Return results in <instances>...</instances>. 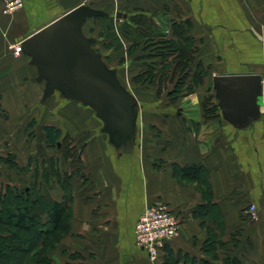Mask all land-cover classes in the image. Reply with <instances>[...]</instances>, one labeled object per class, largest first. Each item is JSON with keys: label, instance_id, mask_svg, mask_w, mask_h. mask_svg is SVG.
I'll return each instance as SVG.
<instances>
[{"label": "crops", "instance_id": "0c3cea01", "mask_svg": "<svg viewBox=\"0 0 264 264\" xmlns=\"http://www.w3.org/2000/svg\"><path fill=\"white\" fill-rule=\"evenodd\" d=\"M52 1L57 18L41 23L37 12L44 0H24L12 15L5 12L6 0H0V154L10 146L18 165L25 145L26 105H38L46 113L52 97L41 102L44 84L36 81L37 69L23 53L16 55L13 46L64 10L85 3L105 12L120 10L128 18L124 10L143 9L156 24L167 25L170 36L176 26H188L184 34L196 49L193 68L198 63L209 67L204 86L191 97L198 117H139L137 144L127 152L109 145L96 116L92 118L100 125L87 130H82L84 117L68 118L81 126L73 136L87 134L82 137L87 139L80 174L72 173L76 162L64 170L66 159L57 149L60 162L55 167L73 177L70 232L50 252L53 264H264V82L260 114L242 127L221 114L207 117L202 108L205 89L216 97L215 76L264 77V0ZM190 166L198 172L185 176L183 168ZM21 168L13 170L20 174ZM8 184L30 188L5 175L0 192ZM56 191L51 197L63 202L65 190ZM157 204L177 215L181 228L152 261L136 246L135 227L144 210ZM251 205L257 208L255 221L248 216Z\"/></svg>", "mask_w": 264, "mask_h": 264}, {"label": "rangeland", "instance_id": "374dc122", "mask_svg": "<svg viewBox=\"0 0 264 264\" xmlns=\"http://www.w3.org/2000/svg\"><path fill=\"white\" fill-rule=\"evenodd\" d=\"M52 2V0H44L40 11L37 12L38 15L41 14V18H39L41 23L52 17L57 18L55 10L52 8ZM24 3L23 0V6ZM23 6L9 14H14ZM105 10L113 17L89 19L84 27V33L87 37L96 40L94 49L103 54L108 67L118 69V77L122 85L135 94L140 106L139 117L142 119L145 117H198L199 107L191 99L195 91L189 93L187 85L180 95L170 96L169 92L174 89L176 82L170 80L162 82L161 80V73H168L169 69L167 68L170 66L163 55L170 52L171 49L188 46L192 49L191 42L184 41L182 37H176V34L178 36L183 34V29L178 30L175 27L174 34L170 36L167 32L168 26L156 24L143 9L124 10L128 18L120 21L114 17L120 10L113 8H105ZM65 12L67 11L64 10L61 16ZM171 45L174 47H169ZM205 67L207 70L209 69L207 65ZM151 70H153V75L149 76ZM143 72H146L144 74L146 76L137 78ZM187 82L191 84L192 78L186 80ZM42 87L44 86L42 85ZM204 92L203 104L211 96L213 97L212 101L218 103L215 94L210 93L211 90L205 89ZM46 106L47 110L44 113L39 110L38 105H26L25 145L19 154V159L22 162L19 163V166L24 168H21V173L18 174L16 170H13L15 168L12 167L13 163H8L7 166L2 165V162H10L13 159L18 161L17 156L11 153L10 146H8L5 148L8 153H1L3 156H0V178L6 175L10 182L24 183V186H30L33 190L38 183L42 188L41 191L43 190L41 193L47 195L53 191L57 192L58 188L64 189L67 181H65V176L64 178L59 177V169L57 172L54 171L56 161L59 163L60 158L57 148L48 146L44 127L55 124L61 129L63 141H60L63 142L62 153L66 159L62 167L64 170L68 169L71 167L70 163L76 162V166L71 167L73 170L76 169L72 172L76 174L81 169L80 153L87 139L82 137L87 134L78 135L77 138L73 136V134H77L75 130L81 126L74 121L71 122L70 119L77 120L78 117H84L85 124L82 130L98 126L101 122L92 118L95 117V112L92 109L84 107L79 102L61 99L58 95H54ZM203 111L206 114L205 108ZM209 115L208 117H214L212 113ZM65 171L67 172V170ZM85 177L84 174L83 178Z\"/></svg>", "mask_w": 264, "mask_h": 264}, {"label": "water", "instance_id": "95a60500", "mask_svg": "<svg viewBox=\"0 0 264 264\" xmlns=\"http://www.w3.org/2000/svg\"><path fill=\"white\" fill-rule=\"evenodd\" d=\"M98 17L113 16L80 5L26 38L22 53L37 69L36 81L44 84L43 104L58 95L92 109L103 123L101 133L108 135L109 145L127 152L137 144L140 106L120 82L118 70L108 67L94 49L96 40L84 33L88 20ZM114 17L127 18L120 12ZM214 90L221 115L229 123L242 127L259 116L258 98L263 93L259 74L215 76Z\"/></svg>", "mask_w": 264, "mask_h": 264}, {"label": "trees", "instance_id": "16d2710c", "mask_svg": "<svg viewBox=\"0 0 264 264\" xmlns=\"http://www.w3.org/2000/svg\"><path fill=\"white\" fill-rule=\"evenodd\" d=\"M103 18L109 19L110 17ZM176 28L183 29L182 39L191 42L192 49L190 46L171 49L163 55L170 66L167 68L168 73H161V80L162 82L164 80L176 82L174 89L169 92L170 96L180 95L187 85L189 93L196 91L204 86L209 75V69L207 70L203 63H198L195 69L193 68L196 49L193 40L184 34L188 26H176ZM145 73L143 72L137 78L145 77ZM151 74L153 75V70L149 76ZM190 78H192L191 84L186 83V80ZM212 99V96L209 97L203 104L206 116L212 113L214 117H221L218 103H214ZM44 131L48 146L62 150L61 129L45 126ZM7 163H13L15 167L19 166L14 159ZM198 169L197 166H190L183 168V172L185 176H194ZM54 171L57 172L58 167H54ZM58 174L59 177L64 178L65 176V181H67V185L64 186L65 200L63 202L55 201L50 194L41 193L43 190L41 191L42 188L38 183L35 186L38 189L33 186L34 190L31 187L20 189L8 184L0 192V264H31L33 261L36 264H53L49 254L70 232L71 218V179L73 176L62 175L60 172Z\"/></svg>", "mask_w": 264, "mask_h": 264}, {"label": "built area", "instance_id": "2783aa9c", "mask_svg": "<svg viewBox=\"0 0 264 264\" xmlns=\"http://www.w3.org/2000/svg\"><path fill=\"white\" fill-rule=\"evenodd\" d=\"M23 6V0H6V13H11ZM16 55L22 54V42L13 46ZM264 82V77L262 78ZM251 221L258 218L255 205L249 207ZM181 221L165 205L147 207L138 218L135 227V244L145 250L152 261L157 260L160 251L179 234Z\"/></svg>", "mask_w": 264, "mask_h": 264}]
</instances>
